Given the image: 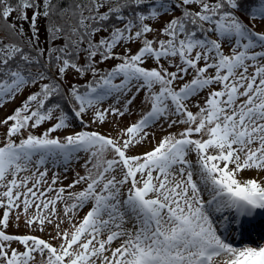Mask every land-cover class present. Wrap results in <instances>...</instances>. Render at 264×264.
<instances>
[{"label":"snow or ice","instance_id":"snow-or-ice-1","mask_svg":"<svg viewBox=\"0 0 264 264\" xmlns=\"http://www.w3.org/2000/svg\"><path fill=\"white\" fill-rule=\"evenodd\" d=\"M32 88L0 120V264H264V0H0V107ZM161 121L180 131L136 153ZM81 152L66 186L40 170Z\"/></svg>","mask_w":264,"mask_h":264},{"label":"rangeland","instance_id":"rangeland-1","mask_svg":"<svg viewBox=\"0 0 264 264\" xmlns=\"http://www.w3.org/2000/svg\"><path fill=\"white\" fill-rule=\"evenodd\" d=\"M166 17H164V19ZM12 19H15V13L13 14ZM162 22H161V24H162ZM161 24H157L155 26L159 27ZM149 38H152V37L149 36ZM129 47L131 48V51L136 52L138 50V48L140 47V45H139V43H133V44H130ZM122 49H123L122 47H118L115 50L116 51H121ZM151 63H152V61L149 60L145 66H147V65H149ZM206 94H207L206 92H202L200 94V96L195 97L193 99V103H195L197 100H199L201 103H203V99L202 98L204 96H206ZM140 95L142 97L143 93H141ZM19 97H20V95H17L15 100H13L11 102H8V103H5L2 107H0V120H3V118L7 114L6 112L8 110H10V108L13 107V105L16 103V101L19 99ZM111 102H112V100L109 99L107 103H111ZM103 106L107 107V104H104ZM139 107H140V103H139V99H138L135 102V104L132 106L131 114L130 115H126L125 117L122 118L121 126H126L127 124H129L135 118V114L137 113ZM194 109L195 108H193L192 110H194ZM87 120H88V117L85 116V121L87 122ZM50 126H51V123L48 124V127H50ZM88 129L89 130H99L102 133H109V132H111V134H115L116 133L115 126L113 124H105L103 126H98L96 124H90ZM79 130H80V125L77 124L76 127L74 129H72V130H59L57 133H54V134L67 135V134H70L71 131H79ZM6 131H7V126L0 125V142H1L4 134L6 133ZM148 131L155 133V140H152V138L150 136L149 137V142L143 144V146L137 147L134 150L136 153H142V152L151 150V148L154 146V144L157 143L163 136L167 135L169 132H176V129H175V127L168 128L167 124L162 121L159 124H157L155 127L149 129ZM78 155H79V159L78 160L80 161L81 158H82V154H78ZM191 158L194 160L195 156L193 155ZM75 163L76 164L73 163L71 166H68L67 172H65V166L63 164H60V165H57V166H53L51 161H49L47 164H45L43 167H41V169H44V168L49 169V171H48L49 182L51 181V178H52L54 173L60 175V178L62 180V184L58 182L56 187L66 186L69 183H71L72 180L74 179L73 176H72L73 175V170L77 171L81 167V164L79 162L75 161ZM78 171L79 172H83L82 175H85V173H86V171H80V170H78ZM260 175L264 176V173H260ZM64 176H67V179H64ZM242 176L244 178H251V177L256 176V172L255 171H245V172H243ZM81 187H82V185L77 186V188L73 189V191L77 190V189H79ZM88 206L89 205L85 206L82 210L79 211L77 219L82 218L84 216V214L86 213V211L88 209ZM19 225H20L19 228H17L15 225L13 227L9 228L10 232H16V233H19L20 235L27 234L28 232H30V230L25 226L24 222L20 223ZM128 226H130V225H128ZM49 232H51V228H49L44 233H41L39 231L31 232V233L32 234H40L41 236L47 237ZM37 259H39V257H37Z\"/></svg>","mask_w":264,"mask_h":264},{"label":"trees","instance_id":"trees-1","mask_svg":"<svg viewBox=\"0 0 264 264\" xmlns=\"http://www.w3.org/2000/svg\"><path fill=\"white\" fill-rule=\"evenodd\" d=\"M31 11H29V13H28V15H29V17H31ZM177 15H179V12H177ZM170 17H166L164 20H167V19H169ZM19 23V22H18ZM162 24H163V22H162ZM162 24L159 26V27H157V28H160L161 26H162ZM23 27L25 28V30H27V28H28V24L27 23H24L23 24ZM39 27H40V29H41V33H40V36H41V40L43 41V39H44V35H45V33H44V20L43 19H41L40 21H39ZM101 36H106L107 35V33H101L100 34ZM97 39H99V36L97 37ZM58 43H60V41H58ZM225 51H227V48L225 47ZM116 52H119V53H123L124 52V50H122V51H116ZM132 52V51H131ZM136 52H132V54H135ZM97 59H99V57H97ZM81 62H83V61H81ZM120 61L119 60H115V59H112V60H108V61H106V62H104V63H101L100 65H99V67L101 68V69H103L104 71H109V70H111V68L112 67H114L117 63H119ZM155 66V64L152 62L151 64H149V65H147L146 67H149V68H151V67H154ZM170 70H174V69H170ZM92 77H91V74L89 73V74H87V75H85V76H83V77H77V76H75L74 74H69V76H68V81H69V83H76V84H78V85H85V84H87V82L91 79ZM187 79H191V77H188ZM120 81H119V79H117V80H115L114 81V83H119ZM36 90V88H32V89H29V90H25L24 92H23V94L21 95V97H20V99L13 105V107L7 112V114L5 115V117L4 118H6L8 115H11L12 113H13V111L17 108V107H19L20 105H21V103L23 102V100L27 97V95L29 94V91H35ZM66 107V106H65ZM139 117H140V115H138ZM3 118V119H4ZM48 124L49 123H45V124H43V125H41L39 128H36V129H29L28 131H26V132H24L23 133V136H17V137H14L13 139H15L16 140V142L17 143H19V141H20V139L21 138H23V137H26V135L28 134V132H31L32 134H34V135H40V134H42L47 128H48ZM116 134V133H115ZM115 134H112V135H115ZM54 136H59L61 139L64 137V136H66V135H58V134H53ZM67 135H69V134H67ZM3 140H4V136H3V138H2V140H1V142H0V146H2V142H3ZM82 156H84V161L87 159V154H85V153H83L82 152ZM35 159V158H34ZM73 163V160L71 161V163L70 164H72ZM81 164H83L84 165V162H81ZM91 165H88V167H90ZM41 169V168H40ZM83 169H85V167H83ZM33 170H35V168H34V166H33ZM27 174H29V173H23V175H27ZM30 186V185H29ZM0 217H2V210H0ZM22 222H24V219H23V217H21V219H20V221H19V224L20 223H22ZM16 221H15V216L13 215V217H12V219L10 220V226H14V225H16ZM9 226V227H10ZM54 234V233H53ZM55 243V242H54ZM13 247H15V248H17L18 250H20V251H23L24 249H23V246L22 245H19L18 243H14V245H12Z\"/></svg>","mask_w":264,"mask_h":264}]
</instances>
